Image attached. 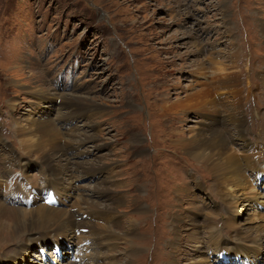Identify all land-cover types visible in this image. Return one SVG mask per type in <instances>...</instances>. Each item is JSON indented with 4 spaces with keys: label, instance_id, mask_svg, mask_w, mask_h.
I'll list each match as a JSON object with an SVG mask.
<instances>
[{
    "label": "rangeland",
    "instance_id": "374dc122",
    "mask_svg": "<svg viewBox=\"0 0 264 264\" xmlns=\"http://www.w3.org/2000/svg\"><path fill=\"white\" fill-rule=\"evenodd\" d=\"M263 25L264 0H0V181L8 162L14 165L17 156L20 163V171L12 169L14 190L7 193L0 183L5 191L0 200L12 202L27 185L40 194L53 190L41 185L39 161L18 150V130L31 120L61 121L55 120L60 98L71 97L72 106L81 102L78 109L84 114L61 121L59 127L69 125L64 132L55 129L65 137L81 133L82 141L89 139L68 153L88 160L83 162L87 172L78 174L77 181L64 174L61 198L73 204L93 191L101 209L114 211L116 232L133 227L127 242L117 240L102 249L92 245L86 253L94 261L244 264L241 255H216L222 241L258 255L247 264H264V247L250 248L238 239L263 227L264 199L258 203L252 196L259 187L264 190V180L255 184L250 179L254 192L239 213H232L237 202L226 206L216 196L208 166L197 165L173 142L176 134L189 138L202 120L225 124L222 114L206 117L200 107L182 105L196 106L205 85L212 87L213 66L231 64L240 97L248 96L242 102L247 141L262 148L260 164L249 172L256 177L264 165ZM231 52L236 55L229 61ZM199 62L208 69L206 77H199ZM215 99L223 101L222 96ZM162 102L171 107L163 110ZM235 144L229 145L239 152ZM45 175L50 177L43 170L41 177L51 184ZM42 199V194L34 198L36 204ZM173 226L178 230L172 231ZM197 227L203 229L192 240ZM75 231L72 240L63 238L62 229L28 234L18 245L4 236L8 243L0 247V264H68L75 254L80 262L88 241L76 244ZM211 246L213 256L207 253Z\"/></svg>",
    "mask_w": 264,
    "mask_h": 264
},
{
    "label": "bare ground",
    "instance_id": "6f19581e",
    "mask_svg": "<svg viewBox=\"0 0 264 264\" xmlns=\"http://www.w3.org/2000/svg\"><path fill=\"white\" fill-rule=\"evenodd\" d=\"M235 55L236 52H231V54L228 55L227 60L230 61V59L234 58ZM233 62L234 61H231V63ZM209 63L214 65V63L212 62ZM196 66L199 77H206V75H203L205 73L204 70L207 69L206 66L200 62L198 65L196 64ZM213 68L217 71V75L213 74L214 84L212 85V87H210V82L206 85L205 82H199L198 85L204 84L205 87L201 90V96L199 97L196 106L185 104L182 105V107H188L190 109L194 107H200L201 115L206 117L216 114H220L221 116L222 114L226 117L225 124L222 123L223 126L220 127L219 123H215L212 120H202L205 123L202 122L201 127L197 128V130H195V132H193V134L189 138H178L179 134H176L177 138L173 142L174 145L180 147L181 151L187 158L189 157L195 163L198 162L197 165L201 164L205 167L208 166V172L213 178V183L216 186V196L219 197L226 204V206L237 202L235 210L232 213H239L243 204L247 201L249 193L251 192V183L255 182V184H257V182H261L264 180L263 164L256 172V177H249V172L252 173L254 168L261 162L260 160L262 155V148H259V144H249V142L247 141V128L245 127L244 122L245 115L243 114L242 102L248 96L246 95L244 99L241 98V92L239 88H236L237 76L235 73V66L231 64L230 66H225L224 64L220 63L219 66H213L212 69ZM212 69L209 70L213 73V71H211ZM262 69L264 72V64L262 66ZM260 79L261 83L264 85V75H262ZM213 89L216 90L215 93H213ZM207 92H212L213 95ZM262 92L264 93V88ZM218 96H222V102H217V98L215 99V97ZM70 98H60L61 104L58 109L59 113L56 114L55 120L59 121L62 118L61 121H63L67 120L70 117H73V115L84 114L80 111V109H78L81 102L73 101L74 105L72 106V99ZM158 101L161 100L159 99ZM224 103L226 104L225 106ZM87 104H89L88 106L94 107V105L91 103ZM164 105L165 104H163L162 102L159 106H162L163 110L171 107ZM212 109L213 111H210ZM65 110H70L72 113H66L68 111L65 112ZM92 111H94V109H92L89 114ZM65 114L66 116H64ZM260 119L264 120V117H260ZM61 121L55 124L54 122L48 120H31L26 128L18 130V134L21 136L20 146L18 150H22L27 157L33 156L37 161H39L38 163L42 167V169H40L41 172H39V180L41 179V185L43 188L46 186L53 188L56 194L58 196L60 195L59 205L57 206L55 204H52L48 206L44 202L36 204L34 198L37 196L41 197L42 193L40 194L39 191L34 190L31 191L29 195L21 194V188L17 192H15L19 195L11 198L12 202H9V200H7L5 204L4 201L0 200V247L1 249L7 247L8 242L6 241L4 236L9 238L10 242L12 244L14 243L13 245H18L20 239L24 236H27L28 234H43L45 233V231L51 230H54L53 233H55L57 230L62 229L66 232V235H64L63 238L67 237L72 240V238L70 237L72 235L74 237V229H76V238H74L76 244H78V241L84 240L88 241V246L82 248L85 255L80 259V262L76 261L78 255L75 254L73 258L74 261L69 262L68 264H103L102 262L97 263V259L94 261V257L91 256V253L89 252V254H87L86 252L91 249V246L94 244L100 246L102 249L105 248V246L102 245L110 246V243L117 240H124L125 242H127V237L131 238L129 237V235L131 234V230L133 227L128 230L124 229V232L122 233L116 232L114 230V227H116L118 223L116 222V219L113 218L114 216L112 217L114 211L112 212L107 207L101 209L102 207L100 208V201L91 196V193H94L93 191H89V193L84 192L79 200H76L77 202L73 204H69V202H66L67 200L65 199L62 200L61 194L59 193V190H61L59 185H62V183L64 182V174H67V176L69 177L72 176L73 180L77 181L79 179V177L77 176L78 174L87 172V170L83 169V162L88 160L78 161L70 157V154L68 153L76 150V148H78L83 142L89 141V139L87 138L82 141L79 138V135H81V133H76L71 136L68 135V137H65L55 129V126L57 125L58 129L61 132H64V130L62 131V129L69 126L61 125L62 127H64H59L60 124H62ZM227 137L230 140H227ZM233 141L236 142L235 145H237V147L239 146L240 151H236L238 155L236 154L235 149H233V147L231 148L229 145ZM83 147L84 146H82V148ZM81 153L82 152H80L79 154ZM79 154L76 153L74 155L78 157ZM14 160V165L9 162L6 164L5 170L3 171L6 173L5 180L0 181V183H2V187H4L7 193L11 190H14V185L17 183L12 180L14 178L13 176L15 175L12 169L15 167L18 171H20V163L16 162L17 156H15ZM26 167L24 169H26ZM91 167V165L87 166V168ZM203 169L205 170L206 168ZM43 170H46L50 176L49 178L53 180V182L51 180V184L47 183L45 179L43 180V178L41 177V173H43ZM16 175L20 176V173ZM45 176L46 178H48L47 175ZM2 177L3 176H0V179ZM251 178L254 179L252 182L250 181ZM21 180H24L23 177H21L19 181ZM26 185L27 184H25V186ZM215 186L213 188H215ZM259 189V193L256 194L252 189V191L254 192L252 197L254 198V200L258 201V203H260L259 200L264 199V190L261 187H259ZM1 191L2 190H0V195L2 194L4 197L3 192L5 191H2V193ZM63 192L66 193V190H64ZM44 195L45 194H42V196ZM61 204H63L64 206H61ZM19 205L21 206L19 207ZM76 210L78 212L81 211L77 216V213L73 212ZM84 215H86V217ZM236 217L237 215H234V218ZM173 220H178V218L173 217ZM229 221L227 223L228 225L230 224ZM120 227L122 228L121 225L118 228ZM202 229L203 227H197L195 229V233L190 238L192 240H195V237L202 231ZM174 230L178 229L173 226L172 231ZM237 233L239 234V232ZM209 234H211V232ZM54 237L58 238L57 236ZM212 239L214 238L212 237ZM238 239H241V241H243V244L246 243L248 245L247 247L250 248H257L260 246L264 247V224L261 230H258L257 232L246 233L242 235L241 238L238 237ZM106 240L107 242H105ZM243 248L244 247L242 246L231 245L228 242L227 244H225L224 242L219 241L217 246L215 247V251L216 255L223 254V256H226L229 253L241 255L243 256L242 262L244 264L251 262L252 259L258 256L255 254H252V256H250V251H244ZM241 252H245V255L239 254ZM207 253L213 256L214 247L211 246V249L208 250ZM203 259H205L204 262H206V258L204 257ZM110 264H117V262H111ZM195 264H202V262L196 261Z\"/></svg>",
    "mask_w": 264,
    "mask_h": 264
}]
</instances>
